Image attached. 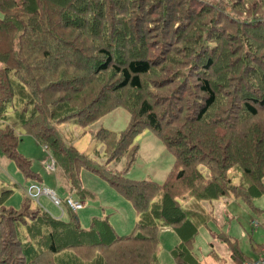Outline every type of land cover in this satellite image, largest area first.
Instances as JSON below:
<instances>
[{
	"label": "trees",
	"instance_id": "obj_1",
	"mask_svg": "<svg viewBox=\"0 0 264 264\" xmlns=\"http://www.w3.org/2000/svg\"><path fill=\"white\" fill-rule=\"evenodd\" d=\"M59 1L61 0H0V63L2 64L0 155L14 161L25 178H31L33 180L30 181L41 184L40 176L32 170L30 162L17 154L19 137L15 130L21 129L32 136L38 144L49 148L55 160L56 171L61 174L71 192L83 197L80 170L91 171L104 178L120 196L130 202L139 220L135 232L123 237L115 234L106 219L93 218L89 229H83L75 212L66 206H63L62 210L63 212L65 209L69 210L67 221L50 216L42 208L32 209L31 199L28 196H25L19 210L13 209L6 204L12 190L0 185V199H2L0 247L3 248L0 251V264H36V255L39 253L37 243L40 242L41 236L46 237L44 226L50 227L53 232L47 236L51 242L49 250L52 254L58 252L52 240L66 236V240H71L68 248L88 246L103 249L105 252L114 251L110 252V255L106 254V263L101 258V264H159L156 258L158 244L155 236L160 228L167 227L179 239L172 252L176 264H200L192 254V247L199 227L206 226L211 221L208 212L200 206V202L230 195L247 202L249 199L264 195V118L263 122L261 120L257 122L259 111L245 101V114L235 110L232 102L230 104L227 102V111L226 107L220 110L224 101H227L224 94L234 95L229 91L232 89L234 92V90L232 86L224 88L223 78L218 76L216 70L215 58L227 60L219 56L215 57L213 50L216 49L217 41L222 40L225 35L233 36L232 29L230 26V29L221 28L217 24L215 26L217 31L211 33V26L206 28V16L201 13L194 14L191 18L202 19L200 25L196 23L189 29L188 22L190 23L191 19L186 22V34L190 35L195 31L200 48L195 54L187 53L196 67V70L190 73V79L185 71L180 72L183 76L186 74L185 79L180 82L179 79L172 77L179 83L176 85L177 93L183 90L186 92L183 94L186 102L183 100L179 104L181 100L171 99L168 102L169 95L164 101V98H160L157 93L161 91L159 84L167 78L165 77L167 68L173 67L171 63L183 64L181 57H178L180 60L178 62L171 57L168 59L167 53L172 55L177 53L172 50L174 39L164 46L163 36L171 32L181 33L178 29L182 23L176 19L174 9L168 8L170 5L168 0H124L125 7L121 10L113 7L109 2L112 7H109L110 13L113 8L115 10L112 14L109 13L107 26L112 22L107 35L103 37L107 39L104 46L107 50H92L84 47L81 41L77 42L78 37L74 29L80 28L79 25L74 27L69 21L66 29L60 30L58 25L52 23V19L59 17L64 9L65 13L69 14L68 17L71 16L73 21L76 18L77 23L79 21L78 17L81 14L78 12L79 8L70 5L73 0H65L64 4H68L67 6ZM152 1L155 3L150 4ZM224 1L232 9L236 1L239 4L246 2L245 0ZM254 1L258 4V0ZM178 2L184 6L194 4L195 11L198 8L201 10L208 7L211 15L227 19L228 25H234L235 20L238 26L244 23V20L241 21L230 14L232 10L230 13L225 9L214 12L211 6L215 2L209 0H178ZM140 7L146 8L145 13L142 11L138 17H134L136 20L134 22L130 10H138L139 13ZM240 7L236 6L234 9ZM93 8L95 9V6ZM149 8H152L151 12ZM99 10L100 6H98ZM241 12L251 13L247 9ZM159 19L164 20L162 22ZM166 21L170 23L166 25ZM258 22L261 33L260 37L257 36L259 41L255 40L256 46L250 45L247 48L243 44L246 50L244 54L251 60L246 64L252 69L250 76H253L254 71L264 73V19ZM59 36L64 40L52 46L56 41L55 38ZM117 37L120 42L127 43L134 40L139 53L135 59H126L121 68L112 64L111 50L117 48L115 42ZM70 38L72 40H69ZM183 38L187 40L185 36ZM37 39H42L41 42L44 43L48 41L45 50L42 49L40 41L38 45ZM59 46L71 56L80 58L84 64H92L95 61L99 65L92 73H88L84 67L82 69L72 62L59 60L58 57L57 61L53 62L52 56ZM119 49L121 51L123 48L119 47ZM146 49L150 51L146 53ZM158 50L161 52L159 56H151ZM199 59H204L202 65L197 64ZM117 60L121 61L119 55ZM166 60L169 64L165 69L157 64ZM242 60L243 57L238 63ZM224 61H221L223 66L231 69ZM109 72H111L110 76H107ZM161 78L164 79L160 82ZM168 79L171 85L175 86L173 80ZM250 83L256 85L258 90L248 88L253 98L247 99L264 108V94L260 88L264 86L263 74L260 79L252 78L247 87H251ZM61 85L65 86L63 90H57L56 88ZM236 85L239 87L242 84L236 83ZM94 86L97 89L91 92L90 89L93 90ZM52 94V98L48 100V96ZM60 94L62 95L58 96ZM216 96L220 99H216ZM29 97L33 99V104ZM9 107L13 110V122L4 126L3 124L9 120L6 114ZM40 108L41 111L45 109L48 116L42 113L34 123L33 119L36 113L39 114ZM117 108H124L130 115L126 129L119 135H114L104 128L93 132V139L96 142L108 149L109 146L113 148L110 161H119L128 150L132 149L127 165L125 164L126 168L124 166L121 171L112 173L88 155L78 152L63 138L58 125L73 121L77 127L85 129L103 114ZM222 111L226 112L223 114ZM61 113L62 115L59 116ZM235 114L236 116L242 114L243 117L237 120ZM179 124L181 126L177 128ZM145 130L154 133L174 157L173 168L162 184L147 180L133 181L125 174L137 154V147L133 146V142ZM107 163L108 160L106 165ZM203 168L208 171L210 179L207 180L209 183L201 185ZM188 169L190 171H187ZM231 173L239 178V182L252 183L251 186H245L246 188L241 191L239 185L233 184V179L229 176ZM187 200L194 202L186 205ZM40 213L42 216L35 218L34 215ZM13 215H16V218ZM39 221L41 228L37 224ZM20 226L23 229H20ZM215 235L220 239L222 233ZM223 236L227 238V241L223 240L224 242H236L231 238L228 239L225 234ZM230 250L234 263L240 264L241 253L235 243ZM120 252H126V256L122 254L120 258L114 256ZM245 262L247 261L241 264Z\"/></svg>",
	"mask_w": 264,
	"mask_h": 264
},
{
	"label": "rangeland",
	"instance_id": "obj_2",
	"mask_svg": "<svg viewBox=\"0 0 264 264\" xmlns=\"http://www.w3.org/2000/svg\"><path fill=\"white\" fill-rule=\"evenodd\" d=\"M245 1L246 2H244L243 4H239L236 1L232 9L228 4H226L224 0H209V2H215L211 6L214 12L220 9H225L230 13V10H232L230 13L232 16L239 18L241 21L244 20V23L238 26L237 20H235L236 22L234 25H228L226 23L227 19H224L222 17L220 18L214 14L211 15V10H209L208 7L202 8L201 10L198 8V10L195 11L194 4H190V6H184L181 4V2H178V0H168V2L170 3V5L166 3L169 6L168 8L174 9L173 11L176 15V19L180 20L182 23L180 25V28L178 29L181 31V33L171 32L169 35L163 36L164 46L165 43L174 39L175 43L173 47H175V49H173L172 47V50L176 51L177 53L176 55L167 53L168 59H170L169 57H171V59L173 58L175 62H178L180 61L178 57H181L183 64L178 65L172 62L171 65L173 67L167 68V73H165V77L167 78L164 81H162L164 78H161L160 82H162H159L161 91L159 90L157 93L160 98H164L163 100L165 101L170 95V97L168 98V102L171 99H177L181 100L179 104H181L184 100L183 94L186 92H184L183 90L181 93H177L178 89H176V85L179 83L174 81L172 77L174 79H179L178 82H180L181 80L185 79L186 74H188L189 77L190 73L196 70L195 65H193L187 53L193 52L192 54H195L196 50L200 48V46L198 45V40L196 39L197 33L195 31H192L190 35L186 34L187 28L185 24L189 19L192 18L194 14L201 13L206 16V28L208 26H211V33L217 31L215 29V26L218 24L221 26V28H231L233 34V36L225 35L222 40L217 41V44L215 45L216 49L213 50V54H215V57L219 56L227 60H218L214 57L218 76L220 78H223L222 82L224 83V88L226 89L227 87L232 86L234 90V92H232V89L229 90L234 95H229V93L227 92L228 94L226 96V93L224 94L223 92L227 101H224V104L221 105L220 110H222L223 107H226L227 102L228 104L232 102L235 110L244 113L245 101V103L251 104L255 109H257V111H259L258 118L256 117L257 119H259L257 120V122L260 120L263 122L264 108L262 106H258L256 102L247 99L253 98L251 93L248 91V88H254L258 90L257 86L250 83L251 87H247V84L254 77L260 79L262 74L264 80V73L254 71L253 76L249 75L252 69L246 64L248 60H251L245 56L244 52H246V50L244 46H246L247 48H249L250 45L255 47V40L259 41V38L257 36L260 37L261 30L258 27L259 25L257 23H259V20L264 19V0H258V4H256L254 0ZM59 2H61L64 6L68 5L64 4L66 3L65 0H61ZM109 2L118 10H121L125 7L124 0H73L70 5H73L75 8L78 7V12L79 14L81 13L78 17V23L76 18L73 21L70 18L71 16L68 17L69 14L65 13V9L64 12L59 15V17L52 19V23L58 25V28L60 30H65L69 24V21L70 23L74 24V27H76V25H79L80 28L74 29L76 30L75 33L78 37V39H76L77 42L81 41L84 47L92 48V50H107L104 48V46H106L107 39L103 37L107 35V30L110 29L109 26L112 22L111 21L107 26L110 18L109 7L112 8ZM152 3L155 2L152 1L150 4ZM97 5L100 6L99 11ZM94 6L95 9L93 8ZM236 6L241 7L234 9V7L236 8ZM74 7H72L73 10H75ZM83 8H85V10H83ZM145 9L146 8L143 7L139 11V13L138 10H130L132 18L138 17L142 11L145 13ZM149 9V11L151 12L152 8ZM246 9L251 11V13L241 12V10L244 11ZM113 10L115 9L113 8L110 14L113 13ZM87 12L88 15H86ZM152 17L156 16L152 15ZM135 18L133 20L134 22H136ZM159 20L163 22L164 19ZM137 21L140 22V20ZM202 21V19H191L190 23L188 22L189 29H191V27L196 23L200 25L199 22ZM169 23L170 21H166V25H168ZM182 29H184V31H182ZM86 34L88 36H86ZM147 35H149V32H147ZM183 36H185L187 40H185ZM55 39L56 41L52 44V46H54L55 43L58 44L61 40H64L60 36ZM41 40L37 39L38 45L40 44L39 41L41 42ZM69 40L72 39L70 38ZM115 42L117 44V48L116 50H111V56L112 64H114L117 68L123 67L124 61L126 59H135L139 56L137 50L138 48L134 40H130L127 43L120 42L119 38L117 37ZM41 44L43 46L42 49L45 50L48 46V41L45 43L42 41ZM122 45L127 46V48H124ZM118 46L122 47L123 49L120 51ZM166 48H170V46H166ZM140 50L142 51V47H140ZM143 50L145 49L143 48ZM148 51L150 50L146 49V53ZM65 52L66 51L61 49L59 46L57 52L52 56L53 62L57 61L58 57L59 60L72 62L82 67V69L84 67L86 70H88V73H92L94 68L99 65L95 63V61H93L92 64H84V61H81L77 56H71L67 52L65 54ZM159 53L161 52H159L158 50L157 53H154L151 56H159ZM118 55L120 56L121 61L117 60ZM242 57L243 60L240 62V64L238 63V61ZM175 58H177L178 60ZM204 59H199L197 61V64L202 65ZM167 60L160 61L157 64L165 69V66L169 64ZM221 61L228 63L231 69L223 66V63ZM182 71L186 72L184 76L180 74V72ZM110 73L111 72H109L107 76H110ZM168 78L173 80L175 86L171 85V81ZM236 83L242 85L237 87ZM63 87L65 86L61 85L56 89L63 90ZM260 88L264 94V86ZM96 89L97 87L94 86V89L90 90L91 92H93L96 91ZM61 95L62 94L58 96ZM52 96L53 94L48 96L47 99L50 100ZM29 99L31 104H33V99H31L30 97ZM216 99H220V97L216 96ZM184 101L186 102V100ZM43 105L45 104L43 103ZM36 107L37 105L35 106V108ZM227 108L228 106L226 107V111ZM226 111H222L223 114ZM38 112L39 114L36 113L33 119L34 123L37 122L39 116H42V113L45 114V116H48V113L45 111V109L41 111L40 108ZM6 114L9 120L7 123L3 124L4 126L10 125L13 122L12 118H14L13 110H11V108L7 110ZM61 115L62 113L59 114V116ZM234 117L235 119L240 120L243 115L241 114L236 116L235 114ZM129 119L130 115L127 111H125L124 108H117L103 114L102 116H100V118H98L95 122H93L89 127L85 129L77 127L75 124H73V121L69 123L67 122L65 125L59 124L58 128L63 138L66 139L68 143L73 145L78 152L88 155L100 166H105L108 171L116 173L117 171H121L124 166L126 168L127 161L132 149L128 150V152H126L123 158H121L119 161H110L113 148L109 146L110 149H108L106 146L104 147L102 144L96 142L93 139V132L97 131L100 128H104L114 135H119L128 126ZM224 121L227 122L226 120ZM75 126L77 128H75ZM179 126H181V124L177 125L176 127L178 128ZM15 133L19 137V142L16 148L17 154L21 155L30 162L32 170L40 176L41 180H39V182H41L51 191H54L58 198L65 199L67 197H70L72 200L79 201L82 206H84L81 210L75 211L78 222L83 229H89L93 218H100L106 219L114 230L115 234L119 237L129 236L135 232V226L139 220V217L137 216L135 210L133 209L130 202L126 201L122 196H120L104 178H100L95 173H92L91 171H88L86 169H81L80 187L82 188L81 194L83 197L74 192H71V189L69 188L67 183L62 179L61 174L56 171V165L54 172H48L46 170L49 166L51 167V161L49 159V156H51V151L49 150V148L38 144L32 136L26 134L21 129H16ZM133 146L137 147V154L135 156V161L125 173L126 177L133 181L147 180L155 182L157 184H162L173 168L174 157L172 156V154L168 152V150L161 143L158 137L150 130H145L141 134H139L134 140ZM107 160L108 163L106 165ZM187 171H190V169H188ZM201 176V185L204 183H209L207 182V180L210 179V175L204 168L202 169ZM229 176L233 179L232 182L234 185L240 186L239 188L241 189V191L243 190V188H246L245 186H251L252 184L239 182V178L234 177L233 173L229 174ZM30 180L33 179H27L19 172L18 167L14 161L4 157L3 155H0V185L8 187L12 190V194L9 196L6 203L8 206L12 207L15 210H19L21 208L23 200L26 196L25 189L28 181ZM30 182L35 183L34 181ZM0 201L2 202V199H0ZM190 202L193 203L194 201L187 200L186 205ZM51 203V200L47 196L42 195L38 201L31 200L30 206L32 209H36L38 207L39 209L42 208L52 217H56L51 214L54 213L53 211L57 212L60 215V210H58V207ZM192 203L190 205H192ZM200 206L208 212V217L209 219H211L208 225L206 224V226L199 227L197 235L195 237V243L193 245V254L202 264H217L213 262V259H210L208 256L209 252L212 250V246L210 245V243L215 242L213 247L214 250L217 249V246L220 250H222L223 248L227 249L224 244L222 246L217 243L221 241L224 242L223 240L227 241V238L224 237L223 234L227 235L228 239L231 238L236 242H241L242 250L246 253H250L251 246L253 244H264V195L262 197L254 198L251 200L249 199L247 200V202H245L241 198L239 199L233 195H230L226 197H220L218 199L201 201ZM7 211L9 210L7 209ZM68 211L69 210L65 209V211L61 214L62 217L59 218L67 221ZM13 216L16 218V215ZM34 216L35 218H40L42 214L40 213ZM40 223L41 221L37 223L39 228H41ZM21 228L23 229L22 226H20V229ZM32 229L36 230L34 227H32ZM44 229H46V237L41 236L39 238L40 242L37 243L39 245V253L36 255V264H101V258H103L104 262L106 263V254L110 255V252H114L110 250H107L105 252V250L103 249L90 248L88 246H72L68 248L71 240H66V236H62L60 238L54 237V241L51 239L52 242L55 243L54 246L58 251L57 253L52 254L49 250L51 242L47 236L49 233L53 232L48 226H44ZM215 233H222L220 239L217 238ZM155 239L158 244L157 260L159 264H175L172 252L179 242L177 235L171 229L162 227L158 230ZM1 250H3L2 247H0V251ZM216 252L224 258L227 256V252L226 254H221V251L218 250H216ZM120 254L126 256V252H120L119 254H114V256L120 258ZM1 257L5 258V256Z\"/></svg>",
	"mask_w": 264,
	"mask_h": 264
},
{
	"label": "crops",
	"instance_id": "obj_3",
	"mask_svg": "<svg viewBox=\"0 0 264 264\" xmlns=\"http://www.w3.org/2000/svg\"><path fill=\"white\" fill-rule=\"evenodd\" d=\"M0 17H1V14H0ZM1 67H2V64L0 63V68ZM29 183H30V181H28V184ZM58 210H60V215L57 212L51 210V211L54 212V213H51V214L54 215V216H56L55 218L62 217L61 214L63 213V210L60 209V208H58ZM217 243H219L222 246L224 244L227 247V249L223 248L222 250H220L219 247L217 246V249H216L218 251H221V254H226V252H227V256L224 258V257L220 256V254L217 253L216 250L213 249L215 242L210 243V245L212 246V250L209 252L208 256H209L210 259H213L212 260L213 262H215L217 264H235L234 261L232 260V253H231V250H230L231 249V246L233 245V243L236 244L238 251H240V253H241V259L239 260L240 264L243 261H255L259 257H264V244H253L251 246L250 253H246V252H244L242 250L241 242H217ZM157 253H158V249H157ZM192 254H193V247H192ZM194 257H195V255H194ZM156 258H157V256H156ZM197 261H198V259H197ZM157 262H158V260H157ZM198 262L200 264H202L200 261H198ZM175 264H176V262H175Z\"/></svg>",
	"mask_w": 264,
	"mask_h": 264
},
{
	"label": "built area",
	"instance_id": "obj_4",
	"mask_svg": "<svg viewBox=\"0 0 264 264\" xmlns=\"http://www.w3.org/2000/svg\"><path fill=\"white\" fill-rule=\"evenodd\" d=\"M18 1V0H14ZM49 159L51 161V167L49 166L48 169H46L48 172H54L55 170V161L54 159L49 156ZM26 196H28L32 201H38L42 195L47 196L51 202L58 208H62L63 206H66L70 208L72 211H77L83 208L82 204L79 201L72 200L70 197L66 198L65 200L59 199L53 191L48 189L47 187L43 186L39 183H30L26 187ZM243 264H264V257H259L255 261H247Z\"/></svg>",
	"mask_w": 264,
	"mask_h": 264
}]
</instances>
